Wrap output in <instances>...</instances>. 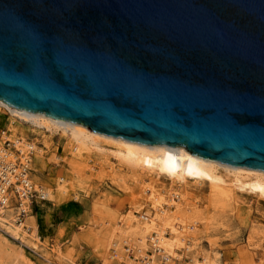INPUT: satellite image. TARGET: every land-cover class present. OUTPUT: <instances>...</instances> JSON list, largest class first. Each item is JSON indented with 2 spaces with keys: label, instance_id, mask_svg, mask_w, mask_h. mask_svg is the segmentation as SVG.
<instances>
[{
  "label": "water",
  "instance_id": "water-1",
  "mask_svg": "<svg viewBox=\"0 0 264 264\" xmlns=\"http://www.w3.org/2000/svg\"><path fill=\"white\" fill-rule=\"evenodd\" d=\"M0 102L264 172V0H0Z\"/></svg>",
  "mask_w": 264,
  "mask_h": 264
},
{
  "label": "rangeland",
  "instance_id": "rangeland-1",
  "mask_svg": "<svg viewBox=\"0 0 264 264\" xmlns=\"http://www.w3.org/2000/svg\"><path fill=\"white\" fill-rule=\"evenodd\" d=\"M6 129L41 150L33 156L32 180L35 188L48 192V199L26 218L27 242L0 230V264H137L143 253H150L149 238L160 226L152 223L142 241L137 222H145L144 216L151 220L158 192L164 198L158 208L172 215L173 205L187 196L183 205L189 218L170 225L183 235L182 247L165 246L171 264H264V199L237 192L215 203L208 184L172 190L169 181L132 173L110 154L92 152L60 133L34 132L0 108V135ZM167 237L176 239L169 232ZM127 248L143 253L134 252L132 259Z\"/></svg>",
  "mask_w": 264,
  "mask_h": 264
},
{
  "label": "bare ground",
  "instance_id": "bare-ground-1",
  "mask_svg": "<svg viewBox=\"0 0 264 264\" xmlns=\"http://www.w3.org/2000/svg\"><path fill=\"white\" fill-rule=\"evenodd\" d=\"M0 108L4 109L5 111H8L14 118H18L20 121L26 124H30L31 127L35 128L33 130L31 129L34 132H43L44 130L45 133H50L52 135L60 133L62 136L69 137L72 141L75 142V144L77 142L80 145H84L92 152L100 154H110L121 164L125 165L129 170H131L132 173L143 172L150 175H155L157 178H163L166 181H169L172 190L176 187L185 188L189 184H194L197 186L202 184H208L211 190L210 196L212 197V200L215 203H219L221 201H228L233 198V196L237 192H245L251 196L264 199L263 171H254L223 165L214 161L206 160L192 155L183 148H166L159 146H147L129 143L126 141L104 136L102 134L94 133L82 125H76L72 123L54 120L39 114H31L24 111H19L9 107L8 105L2 102H0ZM5 139H8L13 142L16 148H18L19 151L23 154V157L25 156L27 158L28 152L32 154L30 169L31 182L34 185V182L32 180L33 156L36 149H38L39 153L41 152V150H39V148L35 146V144L30 143L26 140L24 142L23 138L12 136L11 133L10 136L6 135ZM3 149V142H1L0 153L4 151ZM41 189L43 191V196L48 199L46 197L48 192H45L44 188L42 187ZM153 189L155 190V188ZM176 193H172V195L176 199H179V196ZM153 196L155 202L153 204L154 206L152 207V209L154 208L156 212H154L153 216H151V220H149L148 217L144 216V219L147 222H140L138 220L136 230L140 232L143 241V236H145V234L148 232L150 233V231L148 230H150V227L152 228V223L159 222V230H156V232L152 231L153 234L149 239L153 241V243L155 244V248L163 250V255L165 256V259L168 260L167 264H171L173 258L166 251L168 249H166L165 246L171 248L176 247L180 244L182 247L181 237L183 235L180 237V233L179 231H177L175 226L170 225H172L171 221L173 220H179V222H182L183 220L189 218V209L187 210V208H185L186 205H183V202H185L187 196L181 198V204L176 203L177 205H173L176 208V211L172 212L173 215L170 214L168 211H165L164 208H158V205H161L160 203L164 201V198L159 192L157 194H154ZM215 209H217V206L215 207ZM12 210L13 209L0 211V230H4L16 240H24L27 242V234L25 231L30 230L27 226V219L30 215H32L33 212L29 211L28 216L26 217L27 219H25V221L22 223H18L15 217L11 219L12 222L9 219V217L11 218V214H13L11 212ZM156 226L157 225H155V227L153 228H157ZM165 226H167V233L165 232ZM169 229H172V231H169ZM168 232L171 235L176 236V239L170 240L168 237L166 238ZM128 251L129 255L130 252H136V254L143 253L142 250L139 248L137 250L129 248ZM142 255L144 256L139 259L141 261L137 262V264H147L144 262V259L145 257H147V255H145L144 253ZM153 256L154 257L152 259L153 261L151 264H158V259L155 257V255ZM209 262L211 261L209 260ZM201 263L203 264V262Z\"/></svg>",
  "mask_w": 264,
  "mask_h": 264
},
{
  "label": "built area",
  "instance_id": "built-area-1",
  "mask_svg": "<svg viewBox=\"0 0 264 264\" xmlns=\"http://www.w3.org/2000/svg\"><path fill=\"white\" fill-rule=\"evenodd\" d=\"M10 136L8 129L1 131V141L3 142V152L0 153V211L13 209L16 221L22 223L28 216V212H33L35 205L47 201L43 196L40 188H35L31 182V157L28 152L27 158L19 151L18 148L5 136ZM152 250L145 257L144 262L152 263L153 255L158 259V264H167L162 249L155 248V244L150 240ZM128 249V248H127ZM135 259V254L130 252L129 255ZM140 262L141 260L138 259ZM191 264V261L189 263Z\"/></svg>",
  "mask_w": 264,
  "mask_h": 264
},
{
  "label": "crops",
  "instance_id": "crops-1",
  "mask_svg": "<svg viewBox=\"0 0 264 264\" xmlns=\"http://www.w3.org/2000/svg\"><path fill=\"white\" fill-rule=\"evenodd\" d=\"M43 188V187H42Z\"/></svg>",
  "mask_w": 264,
  "mask_h": 264
}]
</instances>
